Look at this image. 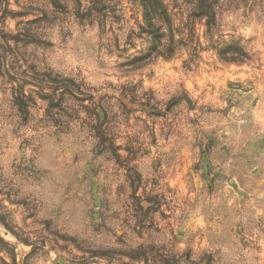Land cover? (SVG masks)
I'll use <instances>...</instances> for the list:
<instances>
[{"label":"rangeland","instance_id":"374dc122","mask_svg":"<svg viewBox=\"0 0 264 264\" xmlns=\"http://www.w3.org/2000/svg\"><path fill=\"white\" fill-rule=\"evenodd\" d=\"M142 1L0 0V264H264V0Z\"/></svg>","mask_w":264,"mask_h":264},{"label":"trees","instance_id":"16d2710c","mask_svg":"<svg viewBox=\"0 0 264 264\" xmlns=\"http://www.w3.org/2000/svg\"><path fill=\"white\" fill-rule=\"evenodd\" d=\"M142 3L144 4V7H145V3H148V6H152V8L155 6V5H159V7H161V9H165L164 7V4L162 2H160L159 0H148L147 2L145 1H142ZM148 11V10H147ZM147 15H149V11L147 13Z\"/></svg>","mask_w":264,"mask_h":264}]
</instances>
